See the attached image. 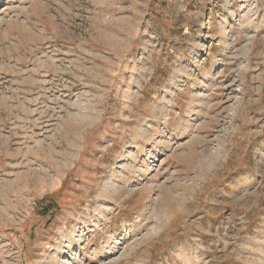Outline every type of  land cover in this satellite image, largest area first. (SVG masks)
Returning a JSON list of instances; mask_svg holds the SVG:
<instances>
[{
  "label": "rangeland",
  "instance_id": "1",
  "mask_svg": "<svg viewBox=\"0 0 264 264\" xmlns=\"http://www.w3.org/2000/svg\"><path fill=\"white\" fill-rule=\"evenodd\" d=\"M0 264H264V0H0Z\"/></svg>",
  "mask_w": 264,
  "mask_h": 264
}]
</instances>
